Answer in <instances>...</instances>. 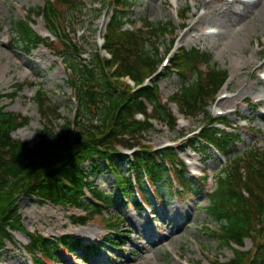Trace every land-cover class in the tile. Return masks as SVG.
I'll return each instance as SVG.
<instances>
[{
  "label": "trees",
  "instance_id": "obj_1",
  "mask_svg": "<svg viewBox=\"0 0 264 264\" xmlns=\"http://www.w3.org/2000/svg\"><path fill=\"white\" fill-rule=\"evenodd\" d=\"M110 1L114 8L106 25L104 46L111 53L110 59L96 51L89 62H83L82 50L66 32L68 28L72 30L78 20L77 13L81 14L86 7L80 0H46L44 7L29 10L25 19L13 24L16 42L25 51L44 44L61 59L77 102V114L56 131L51 118L58 116L59 108L51 105L43 89L38 88L33 100L48 125L38 132V141L29 145L12 136L29 118L6 111L0 104V256L7 242H13V232L24 229L17 204L22 197H38L65 209L81 208L84 214L72 217V221L82 225L93 215L106 212V217L101 219L105 228L119 231L123 221L117 213L111 214L109 208L115 206V200L130 201L134 181L140 188L144 187V173L157 184L159 194L163 187L177 196L192 195L202 188V184L196 185L194 178L186 176L177 150L171 147L154 150L144 143L145 134L154 130L151 120L167 125L172 131L176 126L169 107L160 100L157 83L142 84L143 78L154 73L159 63L154 49L146 48L145 44L167 32L170 24L145 21L146 30H123L124 22L130 21L124 12L129 3ZM106 3L109 1L102 0V8L93 9L97 16ZM31 14L43 16L57 43L41 38L33 30ZM172 69L181 86L169 100L186 116H202L199 133L185 140L178 149L191 146L209 155L212 147L227 157L215 178L214 189L207 194L208 205L204 209L215 222L209 234L221 246L243 247L247 238L253 244L249 250L234 249V258L228 262L216 258L211 264H264V148L251 145L239 154L228 156L234 150L237 134L218 128L217 123L226 124V118H214L207 110L227 79V72L211 63L207 53L194 48L181 49L172 60ZM124 75L135 86L122 80ZM21 88L22 84H18L11 94L0 92V103L2 98L13 97ZM137 114H142L144 119L136 118ZM120 148L133 151L125 155ZM122 156L127 172L118 163ZM102 171L113 176L114 189L109 193L102 192L89 180ZM170 175L177 177L181 190L173 188ZM120 241L122 237L116 234L106 236V243L112 248L120 249ZM79 245L81 242L72 236L46 238L29 233L25 249L33 264H50L56 259V251H74ZM81 247L95 253L93 244Z\"/></svg>",
  "mask_w": 264,
  "mask_h": 264
},
{
  "label": "rangeland",
  "instance_id": "obj_2",
  "mask_svg": "<svg viewBox=\"0 0 264 264\" xmlns=\"http://www.w3.org/2000/svg\"><path fill=\"white\" fill-rule=\"evenodd\" d=\"M81 1L87 5L81 14L76 15L79 21L73 25L76 29L74 42L85 50L84 56L88 61L95 50V41L105 32V24L112 14L113 4L108 0L103 16L96 18L92 8H98L102 1ZM127 1L132 3V7L125 16L131 20L128 23H134V28H138L143 20L155 25L158 22L170 24L169 31L157 35L145 44L146 48L154 49L156 58H164L172 40L177 37L175 47H194L206 52L211 63L227 71V81L218 97L224 92L229 97L222 101L218 99L207 110L210 113L220 110L227 115L229 121L241 127L244 122L238 115L249 120L248 125L238 130V141L228 156L239 154L251 145L264 148V81L259 76L260 72H264V29L262 30L261 25L254 27L250 21L252 16L246 15L252 7L238 2L230 3V0ZM247 1L253 3L260 0ZM45 2L46 0H0V92L11 94L16 90L17 84H23L16 95L3 98L1 105L5 106L6 111L29 118L26 125L18 127L12 133L13 137L29 145L38 141V132L45 124L48 125L33 100L38 88L43 89L51 105L55 104L59 108L56 111L58 116L51 118V125L56 131L75 117L76 102L67 83L68 76L61 59L45 45L25 51L16 42L17 36L12 31L15 21L24 19L29 10L43 7ZM93 2L98 5H93ZM206 11L207 14H204ZM31 16L34 29L40 34L44 33L46 28L42 17L35 14ZM128 23L122 28L130 29ZM241 24H246L245 33L249 31V35L242 39L243 49L233 52L228 41L234 35V28ZM193 25L196 28L189 29ZM93 28H99L100 32H91ZM222 30H226L227 36L224 38L218 35ZM261 64L263 65L259 67ZM157 85L165 100L180 88L181 81L175 74L164 75L157 80ZM169 106L172 111H176L173 104ZM176 116L178 123L175 131L165 125L155 124V130L145 134L144 142L154 149L168 145L174 149L183 146L181 134L197 129L202 117H185L179 113ZM124 152L130 154L128 150ZM178 153L182 160L190 163L188 170L191 175L202 170L210 176L205 191L212 190L215 187L213 178L220 174L226 160L212 151L210 159L199 164L201 155L194 154L190 149ZM118 163L127 172L128 166L123 157ZM89 179L94 180L103 192L114 189L113 176L109 172L102 171ZM205 191L190 197H176L174 194L164 199L162 197L159 202L153 203L152 213L134 211L130 205L125 207L115 201L116 205L109 211H115L121 216L125 222L121 230H124V235H129L121 253L103 246L105 251L100 250L99 255L93 258L91 254L75 249L68 255L56 252L55 257L59 262L51 264H211L216 258L227 262L234 258L235 246H221L217 239L210 236L209 229L215 226V222L204 209L208 204ZM18 211L24 230L13 233L14 241L7 243L5 253L0 257V264H32L25 251L30 232H39L47 237L74 236L84 245L95 242L105 233L99 218L88 220L85 225L75 224L72 217L83 214L82 209H64L38 197H22L18 201ZM101 217H106V213L103 212ZM251 247L252 240L246 239L243 250Z\"/></svg>",
  "mask_w": 264,
  "mask_h": 264
},
{
  "label": "bare ground",
  "instance_id": "obj_3",
  "mask_svg": "<svg viewBox=\"0 0 264 264\" xmlns=\"http://www.w3.org/2000/svg\"><path fill=\"white\" fill-rule=\"evenodd\" d=\"M243 4L247 5V6H251L252 10H249L246 12V15L248 16L249 14L252 16L250 18V21L253 22L254 27H257L258 25L262 26V30L264 29V0H260L259 2L255 1L253 3L250 2H244ZM205 14H207V11L205 12ZM203 17H199V19H201ZM254 20V21H253ZM196 28V25H193L190 29H194ZM245 30H247L246 28V24H241L239 25V27L234 28L233 31V36L232 38L228 41V45L231 48V50L233 52L235 51H241V49H243V40L242 39H246L249 35V31H247L245 33ZM44 36L47 35L46 31H44ZM262 33H264V31H262ZM219 37H225L226 35V30H222L221 32H219ZM263 64H261L259 67H261ZM258 67V68H259ZM221 103V102H220Z\"/></svg>",
  "mask_w": 264,
  "mask_h": 264
}]
</instances>
